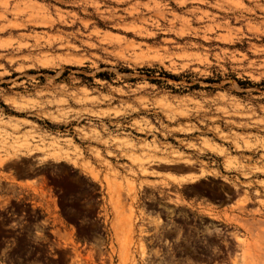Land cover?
<instances>
[{"label": "rangeland", "instance_id": "374dc122", "mask_svg": "<svg viewBox=\"0 0 264 264\" xmlns=\"http://www.w3.org/2000/svg\"><path fill=\"white\" fill-rule=\"evenodd\" d=\"M0 162V264H264V0H0Z\"/></svg>", "mask_w": 264, "mask_h": 264}, {"label": "flooded vegetation", "instance_id": "af4514ba", "mask_svg": "<svg viewBox=\"0 0 264 264\" xmlns=\"http://www.w3.org/2000/svg\"><path fill=\"white\" fill-rule=\"evenodd\" d=\"M29 166H32V167L35 166L36 167L37 164H35V165H29ZM9 170L11 172H13V173H16L17 172L15 166H13L12 168H10ZM37 171L38 170H28L27 171L28 173L31 174V176H32L31 179L32 180L38 181L37 179H39L41 177H44L47 182L51 181V176H52L51 174H48V175L45 176V175L37 174ZM4 185L7 186L8 184H6V183H3L2 184L1 181H0V192H1L2 189H4V187H5ZM26 202H28L30 204L29 206L31 208L35 207L33 200H26ZM2 205L3 204H2V202L0 200V225H2V224L5 223L6 225L4 226V228L11 229V226L16 224L17 214H16V212H14V208L13 207H11V206H2ZM45 212H46V210L43 207L42 208H39L38 215H44ZM22 217L23 216H20V218H22ZM28 217L29 218H33V216H25V219L22 221V223H24V224H34V223H36V222L32 223L29 220H26ZM41 221L42 220L38 221L37 223H40ZM178 225L181 226V224H178ZM173 230H181V228H174ZM214 263L224 264L223 262H220V261H215ZM202 264H204V263H202Z\"/></svg>", "mask_w": 264, "mask_h": 264}, {"label": "crops", "instance_id": "0c3cea01", "mask_svg": "<svg viewBox=\"0 0 264 264\" xmlns=\"http://www.w3.org/2000/svg\"><path fill=\"white\" fill-rule=\"evenodd\" d=\"M161 169L159 172L166 175L168 174L169 177L165 180L170 184L172 187H177L178 179L180 178H187L190 177L193 174H200V169L197 171H192L191 168L187 164H174V163H163L160 165ZM171 169V170H169ZM199 177L198 179L203 178ZM162 177H157V179H161ZM25 182V181H23ZM181 184H188V182H181ZM187 205H192L194 208L198 207L199 201L198 200H192L191 198L186 201Z\"/></svg>", "mask_w": 264, "mask_h": 264}, {"label": "bare ground", "instance_id": "6f19581e", "mask_svg": "<svg viewBox=\"0 0 264 264\" xmlns=\"http://www.w3.org/2000/svg\"><path fill=\"white\" fill-rule=\"evenodd\" d=\"M23 145V143H22ZM207 148L211 149V150H214L215 147H213L212 145H209V143H206L204 142V144ZM25 146V145H24ZM22 147V146H21ZM18 149V148H17ZM51 149V148H50ZM36 151H39L42 153V156L43 158H51L53 160H60V156H62V149L59 147H54L52 150H49L46 149V148H43V147H40L39 149H37ZM65 152V149L63 150ZM221 151V150H220ZM69 152V151H66V153ZM221 153V152H220ZM32 154V152H31ZM68 157V156H67ZM74 161V160H73ZM1 163V162H0ZM74 163V162H73ZM74 165H76V163H74ZM77 166V165H76ZM206 172V171H205ZM204 170L202 169V171L200 172V174L196 175V174H193L191 175L190 177L187 178H180L178 179V182H188V183H192V182H195L200 176L204 175ZM95 177V176H94ZM35 190V189H34ZM90 257V255H89ZM92 258V256H91ZM237 259V258H236ZM236 261H234V264H235Z\"/></svg>", "mask_w": 264, "mask_h": 264}]
</instances>
